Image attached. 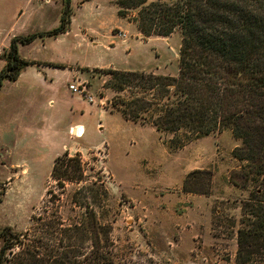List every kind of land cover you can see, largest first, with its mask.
Returning a JSON list of instances; mask_svg holds the SVG:
<instances>
[{
	"label": "rangeland",
	"instance_id": "1",
	"mask_svg": "<svg viewBox=\"0 0 264 264\" xmlns=\"http://www.w3.org/2000/svg\"><path fill=\"white\" fill-rule=\"evenodd\" d=\"M118 1L0 0V72L15 36L53 30L64 17L66 32L19 44V55L37 69L54 62L74 69L53 82L22 78L0 88V230L25 232L48 208H59L66 224L81 223L90 206L115 264H236L251 191L232 178L246 164L234 155L241 141L229 129L186 139L123 115L120 101L131 93L107 87L110 75L102 70L176 76L183 35L179 28L145 35L137 11L122 16ZM78 81L96 103L69 88ZM76 124L84 126L82 137L70 132ZM66 152L81 157L86 180L63 186L53 177ZM195 170L208 172L207 193L185 191Z\"/></svg>",
	"mask_w": 264,
	"mask_h": 264
},
{
	"label": "trees",
	"instance_id": "2",
	"mask_svg": "<svg viewBox=\"0 0 264 264\" xmlns=\"http://www.w3.org/2000/svg\"><path fill=\"white\" fill-rule=\"evenodd\" d=\"M118 5L122 16L137 11L135 20L147 36H168L178 28L183 35L176 76L102 70L110 75L107 87L131 93L130 100L120 101L127 105L121 112L186 139L231 130L241 141L234 155L246 163L233 172V181L242 178L251 189L242 206L236 264H264V0H119ZM67 30L64 17L53 30L15 36L0 88L35 63L20 57L19 44ZM206 174L192 172L188 180L198 187L187 180L185 191L207 193ZM52 175L63 186L82 182L85 163L66 152L56 159ZM48 209L47 215L33 216L37 221L25 232L11 226L0 230V264H115L95 209L87 206L84 220L69 224L59 208Z\"/></svg>",
	"mask_w": 264,
	"mask_h": 264
},
{
	"label": "crops",
	"instance_id": "3",
	"mask_svg": "<svg viewBox=\"0 0 264 264\" xmlns=\"http://www.w3.org/2000/svg\"><path fill=\"white\" fill-rule=\"evenodd\" d=\"M68 33V32H67ZM67 33L63 34V35H66ZM51 39H55V40H58L57 42H63L64 43V40L63 39H60V38H46L44 40V43H48V41H50ZM38 40H35L33 41L32 43L35 44L37 43ZM30 45V44H28ZM26 46V45H25ZM50 62V61H49ZM54 63H57V62H54ZM59 64H65V63H59ZM66 65V64H65ZM34 68V69H33ZM52 69V71L54 72H47L45 71L46 69ZM62 71V74L59 75V73H61ZM74 71V69H72L71 67H69L68 65H66L65 67H55V66H42L40 69H37L35 68L33 65H30V66H27L20 74L19 78L16 80H20V79H25L27 80L29 83H32V82H38L40 80L42 81H47L49 79V81L53 82L54 80H60L62 79L64 76H65V73H69L71 74L72 72ZM73 105V103H72ZM71 109L73 110L74 107L71 106ZM76 110L78 111H83L81 107L77 106L75 107ZM82 129V132L85 131L84 129V126L81 125V124H76V125H73V126H70V132L74 133L75 135V131L79 130V129ZM75 130V131H74ZM78 133V132H77ZM84 135V134H83ZM82 135V136H83ZM82 136H76V137H82Z\"/></svg>",
	"mask_w": 264,
	"mask_h": 264
},
{
	"label": "built area",
	"instance_id": "4",
	"mask_svg": "<svg viewBox=\"0 0 264 264\" xmlns=\"http://www.w3.org/2000/svg\"><path fill=\"white\" fill-rule=\"evenodd\" d=\"M120 37H125L126 35L123 33H120ZM125 39V38H124ZM69 88L74 92L80 94L82 97H85L88 99L90 103H96L95 96L89 91V87L81 81H78L76 83H70ZM100 103H103L102 100Z\"/></svg>",
	"mask_w": 264,
	"mask_h": 264
},
{
	"label": "bare ground",
	"instance_id": "5",
	"mask_svg": "<svg viewBox=\"0 0 264 264\" xmlns=\"http://www.w3.org/2000/svg\"><path fill=\"white\" fill-rule=\"evenodd\" d=\"M75 131V130H74ZM78 132V133H77ZM75 134L77 135V136H81L82 135V129L80 128L78 131L76 130L75 131Z\"/></svg>",
	"mask_w": 264,
	"mask_h": 264
}]
</instances>
